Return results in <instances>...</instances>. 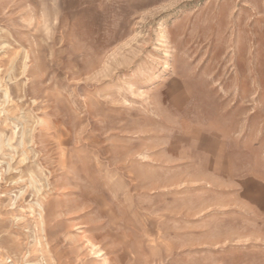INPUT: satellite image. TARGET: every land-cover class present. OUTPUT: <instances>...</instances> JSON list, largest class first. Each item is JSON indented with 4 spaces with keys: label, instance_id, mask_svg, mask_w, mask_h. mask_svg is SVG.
Returning <instances> with one entry per match:
<instances>
[{
    "label": "rangeland",
    "instance_id": "obj_1",
    "mask_svg": "<svg viewBox=\"0 0 264 264\" xmlns=\"http://www.w3.org/2000/svg\"><path fill=\"white\" fill-rule=\"evenodd\" d=\"M0 264H264V0H0Z\"/></svg>",
    "mask_w": 264,
    "mask_h": 264
}]
</instances>
